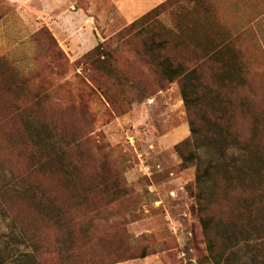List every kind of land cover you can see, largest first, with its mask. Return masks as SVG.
Segmentation results:
<instances>
[{
	"label": "rangeland",
	"instance_id": "374dc122",
	"mask_svg": "<svg viewBox=\"0 0 264 264\" xmlns=\"http://www.w3.org/2000/svg\"><path fill=\"white\" fill-rule=\"evenodd\" d=\"M237 1L172 0L157 19L164 26L177 25L190 42L178 51L188 55L195 39L238 38L242 60L229 58L234 68L222 92L234 102L248 99V111L234 114L238 119L257 115L259 139L264 0L231 4ZM36 10L32 5L29 25L22 28L15 19L6 44L0 40V264H207L196 195L209 198L215 183L196 185V165L182 164L175 149L189 136L177 83L133 101L124 97L132 90L123 81L118 96L119 86L101 77L94 65H82L87 51L65 53ZM123 27L109 37L101 34L97 43ZM155 28L164 35L160 26ZM132 47L136 50L138 41ZM113 57L124 74L152 79L129 49ZM215 71L204 70L210 84ZM97 84L108 86L114 104ZM35 121L42 125L39 131L27 126ZM27 129L33 137L40 132L41 138H55V146L67 147L65 161L46 156ZM195 151L201 162L213 161L230 174L234 181L227 188L243 191L227 197L219 191L213 200L217 210L234 213L231 222L214 227L232 245L225 264H264V155L203 142ZM29 194L32 201L45 197L40 211L22 201H31ZM54 204L64 206L65 220ZM47 205L53 212L44 211Z\"/></svg>",
	"mask_w": 264,
	"mask_h": 264
},
{
	"label": "trees",
	"instance_id": "16d2710c",
	"mask_svg": "<svg viewBox=\"0 0 264 264\" xmlns=\"http://www.w3.org/2000/svg\"><path fill=\"white\" fill-rule=\"evenodd\" d=\"M170 1L172 0L164 1L123 27L112 37L98 42L95 47L82 56V65H94V69L99 72L101 77L111 80L112 85L119 86L118 96L123 93L122 83L126 81L132 93L124 97H130L133 101L146 98L152 95L154 91L163 89L167 84L177 83L188 120L189 136L176 144L175 149L182 160V164L188 162L196 165L197 171L194 179L196 185H202L207 180L215 183L209 198L203 199L198 193L196 200L199 210V224L206 243L207 264H221L222 261L225 264L230 261L232 245L217 236L214 227L219 223L231 222L234 213H224L217 210V207H213V200L219 191L225 197L235 191H243L237 186L230 189L226 187L234 179L226 170H220L215 162H201L199 160L195 151L196 143H212L219 148L236 145L246 155L255 152L262 156L264 155V118H259L262 130L260 138L257 139V115L243 114L238 119L234 114L236 109L243 112L248 111V99L243 97L242 100L234 102L222 92L223 81L230 76L228 71H232L234 68L233 63L229 64V58L232 62H238V59L242 60L241 47L240 44H237L238 38L233 40L226 38L220 41L207 39L204 42L195 39L191 45V55L179 52V46L185 45L187 47L190 42L183 40L184 35L177 25L174 24L176 27L164 26L157 19L164 11L163 7ZM156 26L161 27L164 35H160L155 28ZM133 41L139 43L136 50L132 47ZM110 42L115 44L113 48L107 46ZM122 48L129 49L132 54L140 59V63L145 67L147 74L151 76L149 78L152 79L146 80L144 75L137 77L124 74L121 71L116 64L117 58L113 55ZM91 55L98 56L91 59ZM206 68L216 69L211 74L213 84H210L204 75ZM218 68L221 69V72H217ZM96 88L106 101L110 104L115 103L113 97L115 95H109L107 85L97 84ZM27 126L39 131L42 125L35 121ZM27 132L32 137L34 144L46 156L59 158V162L65 161L64 154L67 147L55 146V138H41L40 132H38L37 137H33L28 129ZM44 198L42 195L36 196L34 201L29 198L32 202L27 199H22V201L25 204L29 203L36 211H40ZM54 207L58 209L59 217L65 220L64 206L54 204ZM47 208L53 212L51 205L44 207V211ZM67 222L70 223V221ZM83 232H86V229ZM198 264H204V262L200 261Z\"/></svg>",
	"mask_w": 264,
	"mask_h": 264
},
{
	"label": "crops",
	"instance_id": "0c3cea01",
	"mask_svg": "<svg viewBox=\"0 0 264 264\" xmlns=\"http://www.w3.org/2000/svg\"><path fill=\"white\" fill-rule=\"evenodd\" d=\"M164 1L166 0H0V40H5L6 44V39L14 31L15 19L21 22L22 28H25V23L29 25L31 6L35 5L38 8L35 11L37 17L48 27L65 53L82 54L96 45L97 37H109L120 27ZM231 4L246 6L255 3L251 0H238ZM2 7L5 8L4 11H1ZM207 13L210 16L209 9H205V14Z\"/></svg>",
	"mask_w": 264,
	"mask_h": 264
}]
</instances>
